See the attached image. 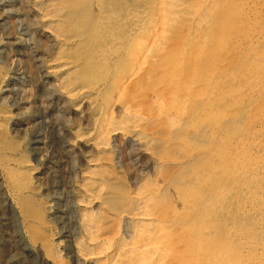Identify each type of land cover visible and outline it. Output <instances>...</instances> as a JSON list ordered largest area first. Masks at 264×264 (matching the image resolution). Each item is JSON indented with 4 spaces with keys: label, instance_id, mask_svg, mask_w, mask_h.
I'll list each match as a JSON object with an SVG mask.
<instances>
[{
    "label": "bare ground",
    "instance_id": "bare-ground-1",
    "mask_svg": "<svg viewBox=\"0 0 264 264\" xmlns=\"http://www.w3.org/2000/svg\"><path fill=\"white\" fill-rule=\"evenodd\" d=\"M122 1H29L50 55L43 60L32 52L28 85L35 97L46 86L54 107L68 104L76 113L85 106L90 128L74 130L67 142L74 150L90 148L92 155L82 156L80 181H67L64 196L45 203L43 224L26 182L18 181L28 161L2 142L0 124L3 263L264 264V167L253 171L245 163L254 148L250 127L234 131L245 117V101L264 93L251 84L264 81V58L249 64L251 56L243 57L248 68L234 62L217 74L221 57L215 51L227 48L234 0ZM4 24L0 19V34ZM22 26L35 33L31 24ZM22 34L12 39L19 54L26 45ZM0 53L1 65L7 64ZM9 75L0 70V94L13 96L12 107L24 90ZM1 119L11 116L0 110ZM13 130L17 135L20 129ZM116 136L140 172L154 174L126 193L106 174L119 165ZM49 173L56 175L44 168L42 174ZM46 228L49 236L42 233Z\"/></svg>",
    "mask_w": 264,
    "mask_h": 264
},
{
    "label": "rangeland",
    "instance_id": "rangeland-1",
    "mask_svg": "<svg viewBox=\"0 0 264 264\" xmlns=\"http://www.w3.org/2000/svg\"><path fill=\"white\" fill-rule=\"evenodd\" d=\"M29 1L30 0H0V19H2L5 23L4 24L5 30L0 34V52L2 50L3 52L2 55H5V58L7 59L6 60L7 64L1 65L0 62V70L7 73L8 75L10 74L9 77L15 79L17 83H19V85L17 86L21 85V88H23L24 90L21 100H17L15 102L16 105L15 106L13 105L12 107L10 104L12 102L8 100H11V97L13 96L11 97L9 95L7 96L5 92L0 94V102H1L0 110L7 112L11 116L10 120L1 119L0 124L4 132V137L1 140L3 143L5 142V144L8 145V147L15 148L17 150V153L20 152V154H22L23 161L24 160L28 161L27 163L28 166L25 169L24 173H20V178L18 177V181L26 182L27 190L31 194L29 201L31 202L35 213L39 214L41 223L45 224L47 219V214L44 211L45 203L47 202L52 203L54 202L53 198L63 197L64 188L62 186H65L67 181L73 184L76 183L77 180L80 181L81 171L83 172L84 170H86V166L82 161V156L84 154L92 155L91 149L88 147H81L77 150L76 149L74 150V148L70 147L68 144L70 143V141H72L71 140L73 138L72 133L74 132V130L79 131L80 133L89 130L90 115L89 113H87L88 110L83 105L79 107L76 113L72 111V109L68 104H63V105L55 104L54 107L53 103H51L52 100L50 99V93L47 91V89L44 91V87L46 86L42 85L43 89L39 91L41 92V94L39 93L38 94L39 97H35L36 96L35 90L30 85H28L27 77H28V71L30 70V62H32V55L35 53L39 57L43 56L42 57L43 60H45L50 55L46 47L47 46L46 40H44V38L40 36V32H38L40 31V25H37L39 23L37 22L35 15L30 11V8L28 6L30 3ZM134 1L135 0H123L122 2L131 3ZM230 11L234 16H236V18L235 20L232 21L230 25L232 26L233 29L232 34L230 33V35L227 36L225 40H223L225 41V43H227L226 50L224 49L222 50L221 48L215 51L216 56L221 57V61L218 64L219 67L217 66L218 67L217 74H219L223 69H225L227 66L231 65L234 62L239 63L243 61V64L248 68L249 65L244 60V58H248L249 56H251V59L248 58L249 64L250 62L251 64H253L255 60L256 62H259L258 60L264 58L263 57L264 56V0H259V2L258 0H234V6L231 7ZM23 24H31L33 28H35L34 30L36 35L34 32L32 33L30 31L31 32L30 33L29 31H25L24 29H22ZM184 32L187 33L188 30L186 29L184 30ZM4 33L7 34L8 36L5 35ZM18 33L24 34V35L22 34V37L26 40V45H25L26 48L23 47L22 49H17V50H19L20 54L26 53L25 55L27 58L20 55L18 51H16V47L13 43L12 39L15 35H18ZM5 51H7V53ZM209 57L207 56V58ZM0 61H2L1 53H0ZM226 64L229 65L226 66ZM222 66L224 67L223 69H221ZM251 80H252L251 84H253V86L258 85L259 87H264V81L259 82L260 80L259 78L257 80L254 79ZM257 94L254 97H251L249 101H245V104H248V107L244 114L245 117L241 118V123L238 122L234 130L236 133H239L240 131H243L244 129H248L250 127V131L252 133L251 135L252 139L249 138L248 142H250L249 144L252 146V148L254 146V148L247 156V160L245 161V163L250 168H252L253 171L258 167H264V162H263L264 161V149H263L264 148L263 147L264 146V93H257ZM82 111H84L85 113ZM16 115L19 117L17 118ZM38 117L43 118V120L42 119H41L42 121H40V119L37 120ZM38 121H40V123H36ZM256 121L258 124L256 123ZM251 126H253V128H255L256 131ZM15 127H18L20 129L17 135L14 133L13 130V128ZM50 127L51 129H55L54 132L51 131ZM33 131L34 134L32 135L31 132ZM33 139L38 140V143L34 145V147L37 148L35 150H29L28 152L27 147L29 148L31 146V142L33 141ZM87 148L89 150H86ZM61 149L63 151H61ZM113 157L117 158V162L119 161V165L117 164L116 168H114L113 165L112 167L107 168L106 174L109 177V180L112 182V186L115 187L117 191L119 192L123 191L122 193H126L128 189H130V187L132 188L134 185H137L139 184V182H142L140 181L141 179H145L147 177H148L147 179L154 178V174L152 173V171L150 170L145 171L146 173L140 172L139 162L136 161L133 163L132 161L129 160L125 145H123V141L120 138V136H116L114 140ZM140 159L142 160L145 158L140 157ZM46 167H48L49 170L56 173L55 177L50 176L52 173L51 174L49 173L48 177H45V175L42 174L44 168ZM31 170H33L34 172L33 171L31 172ZM174 170L175 171L177 170L175 166L172 167V169L170 170L171 174L175 172ZM138 172H139V176H137V180L132 181L134 179V176L137 175ZM262 174L263 173L259 172V175L263 177L262 181H264V174L263 175ZM42 181H50V182L49 185L46 186L42 184ZM125 187H127L126 188L127 190L125 189ZM33 194L36 195L33 196ZM259 196L263 197L264 194H261ZM166 200L168 202H171L172 205H174L172 196L171 197L168 196ZM37 203L40 204L38 205ZM260 205L264 206V203ZM247 222L245 221V223L243 224H246ZM48 229L50 230L51 228H46L45 229L46 231L44 232L41 231V232L44 235L49 236L50 231H48ZM0 264H4L3 257L1 254H0ZM61 264H69V263L67 260L63 259L61 261Z\"/></svg>",
    "mask_w": 264,
    "mask_h": 264
}]
</instances>
